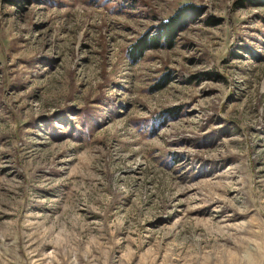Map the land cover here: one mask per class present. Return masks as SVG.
<instances>
[{"label":"rangeland","instance_id":"rangeland-1","mask_svg":"<svg viewBox=\"0 0 264 264\" xmlns=\"http://www.w3.org/2000/svg\"><path fill=\"white\" fill-rule=\"evenodd\" d=\"M0 264H264V3L0 0Z\"/></svg>","mask_w":264,"mask_h":264},{"label":"trees","instance_id":"trees-1","mask_svg":"<svg viewBox=\"0 0 264 264\" xmlns=\"http://www.w3.org/2000/svg\"><path fill=\"white\" fill-rule=\"evenodd\" d=\"M248 3H264V0H247ZM195 8L192 5L185 4L178 9L165 21L156 27V33L150 36H142L135 40L125 51L126 59L130 64H135L142 59L144 54L153 49H170L173 47L174 41L184 29H186L189 21L194 16H197ZM169 80H166V84ZM158 120H154L150 124L151 133H155L159 126L156 127L157 121H163L172 115L173 110H164ZM176 116V113L173 114Z\"/></svg>","mask_w":264,"mask_h":264}]
</instances>
